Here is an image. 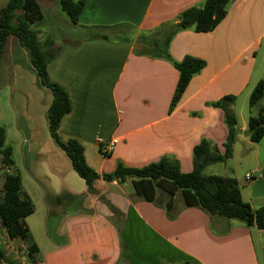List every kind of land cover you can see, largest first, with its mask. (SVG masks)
<instances>
[{"label": "crops", "instance_id": "0c3cea01", "mask_svg": "<svg viewBox=\"0 0 264 264\" xmlns=\"http://www.w3.org/2000/svg\"><path fill=\"white\" fill-rule=\"evenodd\" d=\"M202 2L86 0L78 25L71 23L75 28L126 24L135 31L121 43L88 42L78 36L77 44L59 50L49 62L50 80L63 86L71 101L58 135L63 141H78L87 164L99 174L113 172L118 163L140 168L162 157L174 158L180 171L189 173L193 148L202 139L223 152L227 136L223 112L208 104L234 96V109L239 98L248 100L254 86L264 81L260 75L264 73V0H235L213 31H183L174 37L169 52L175 61L191 56L205 66L171 112L178 72L165 60L134 53L141 34ZM37 89L42 93L37 108L45 119L39 130H48L51 94ZM235 115L239 133L231 158L223 163L239 157L249 162L224 177L234 178L243 200L257 209L264 206V137L250 142L248 117L242 108ZM26 126L27 135L19 129L6 131V143L14 145L12 156L22 192L34 205L24 221L38 249L35 264H264L260 261L264 245L258 253L253 239L262 242L264 230L185 207L170 182L129 179L118 184L99 179L93 194L82 187L72 191L64 175L71 164L54 149L47 162L35 135L38 126L27 121ZM97 138L103 143L98 144ZM110 139L117 143L105 153ZM31 157L48 165L37 162L25 176L24 166ZM247 174L252 178L246 179ZM61 190L63 202H54ZM36 200L41 212L33 218L38 212ZM69 206L75 208L71 213L64 211ZM167 210L174 219L168 218Z\"/></svg>", "mask_w": 264, "mask_h": 264}, {"label": "trees", "instance_id": "16d2710c", "mask_svg": "<svg viewBox=\"0 0 264 264\" xmlns=\"http://www.w3.org/2000/svg\"><path fill=\"white\" fill-rule=\"evenodd\" d=\"M86 0H59L60 11L69 21L78 25V19L83 11ZM235 0H203L200 5L190 7L180 13L173 21L159 25L157 28L141 34L135 43L134 53L151 59L169 62L178 72L179 77L175 87L169 112L180 101L190 80L205 66V62L186 56L181 61H175L169 52L174 37L183 31L208 33L213 31L227 15L230 5ZM31 6L40 15V9L35 0H8L0 9V65L6 51L9 39L16 38L19 47L23 48L29 58L30 66L35 74L36 85L47 89L51 94V104L46 113L49 136L55 145L65 154L72 170L82 179L87 192L94 193V183L101 179L104 182L122 184L129 179L148 182H170L180 192L185 207H198L209 215L225 219L237 220L246 226H256L264 230V206L252 209L243 200L237 181L231 177L205 175L203 173L209 164L223 163L231 158L233 147L239 133L238 121L231 107L235 102L234 96H225L217 102L208 104L223 112V121L227 128L223 152L210 146L206 139H202L192 151V171L182 173L178 162L172 157H162L158 161L140 168H131L118 163L111 173L99 174L90 167L84 156L82 145L76 140L63 141L58 135L61 120L71 111V101L65 88L52 82L48 75L51 57L46 52L39 39L38 32L32 27L26 12ZM130 29L126 24L114 26L81 27L87 34L81 37L88 42L121 43L128 37L121 36L111 39L110 35L121 26ZM115 36L114 38H116ZM264 96V81H259L252 89L248 106L252 109ZM246 134L252 143H258L264 137V106L256 115L248 117ZM0 164L4 175L0 185V225L5 230L9 240L22 241L27 246L29 258L38 249L25 225V218L34 212V205L30 198L22 192L21 175L15 168L12 156V146L6 143V130L0 126ZM148 201H151L144 195ZM168 213V210H167ZM168 218L174 219L168 213ZM5 261L8 262L7 259ZM11 264V262H9Z\"/></svg>", "mask_w": 264, "mask_h": 264}, {"label": "rangeland", "instance_id": "374dc122", "mask_svg": "<svg viewBox=\"0 0 264 264\" xmlns=\"http://www.w3.org/2000/svg\"><path fill=\"white\" fill-rule=\"evenodd\" d=\"M8 0H0V9L7 3ZM39 9L40 15H36V9L31 6V2L28 5L29 9L20 14H26L31 19L32 27L38 32L39 39L43 43L44 48L50 57H53L59 50L66 47H72L78 43V36L81 37L82 34H87V30L79 27H74L69 19L60 11L59 0H35ZM135 33L133 28L127 29L123 25L118 27L111 33V39L115 40L121 36L132 37ZM117 36L116 38H114ZM70 43V44H69ZM261 77L264 78V73H260ZM36 85L35 74L30 66L29 58L27 52L19 47L16 38L11 37L9 39L6 51L2 57L0 65V126L4 127L6 131L10 133L14 130L19 129L27 135L26 132V121L31 123V126H41V120L43 122L45 119L42 117L38 111V100L40 95ZM48 94V91H45ZM264 106V96L263 98L254 106L252 109L248 106V100H244L243 97L239 98L235 104L232 111L239 113L241 108L243 109L244 117H249L256 115L258 110ZM47 121V120H46ZM26 126V127H25ZM28 128H31L28 126ZM37 130V128H36ZM37 130L35 134L38 138V141L41 143V146L45 151V159L47 162L50 158L53 157L51 149L57 150L56 152L60 154L63 158V161L68 162L69 160L65 154L55 145L51 137L49 136L47 128L45 130ZM48 141H45L46 139ZM261 147L264 148V141L261 143ZM14 145L12 144V147ZM34 147L33 145H31ZM43 164L47 167L48 163L39 162L38 160L30 159V164L25 168L23 174L28 175L31 169H34L36 163ZM248 160H242L239 158L235 159L231 163H215L209 164L205 167L203 173L205 175H214V176H228L231 174L230 169L235 168L236 171L247 167ZM34 166V167H33ZM64 165H62L63 167ZM70 166V165H69ZM70 176L68 172H65V185L72 191H79L80 188H86L84 181L78 177V175L70 167ZM4 175L0 164V185ZM25 175V176H26ZM72 176V177H71ZM72 178V179H71ZM69 180L72 181L70 184ZM65 191H59V198L54 199V202L60 201L63 202ZM82 195L81 197H83ZM84 198V197H83ZM53 201L50 199V203ZM37 214L33 217L40 215V206L37 203ZM73 206L64 207V211L71 213L74 211ZM62 211V209H61ZM228 222H238L236 220L226 219ZM29 231V230H28ZM30 232V231H29ZM255 246L260 252L261 243L264 245V237L262 242L256 236H253ZM33 240V239H32ZM36 241H41V238L38 237ZM34 242V241H33ZM5 259L8 260L5 261ZM33 258H29L27 255V246L22 241L9 240L6 237L5 231L0 225V264H35ZM261 263L264 262V253L260 254Z\"/></svg>", "mask_w": 264, "mask_h": 264}, {"label": "built area", "instance_id": "2783aa9c", "mask_svg": "<svg viewBox=\"0 0 264 264\" xmlns=\"http://www.w3.org/2000/svg\"><path fill=\"white\" fill-rule=\"evenodd\" d=\"M96 142H97L98 144H102V143H103L102 139H100V138H97V139H96ZM116 143H117V141H116L115 139H110L109 142L107 143L106 148L104 149L105 153L111 151V150L114 148V146H115ZM245 178H246V179H251L252 176H251L250 174H247V175L245 176ZM4 231H5V230H4Z\"/></svg>", "mask_w": 264, "mask_h": 264}]
</instances>
